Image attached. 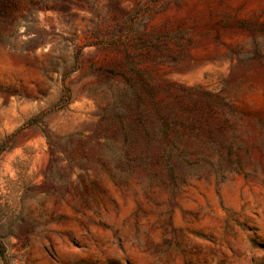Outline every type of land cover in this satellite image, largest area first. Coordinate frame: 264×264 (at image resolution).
<instances>
[{"label": "rangeland", "instance_id": "374dc122", "mask_svg": "<svg viewBox=\"0 0 264 264\" xmlns=\"http://www.w3.org/2000/svg\"><path fill=\"white\" fill-rule=\"evenodd\" d=\"M0 264H264V0H0Z\"/></svg>", "mask_w": 264, "mask_h": 264}]
</instances>
